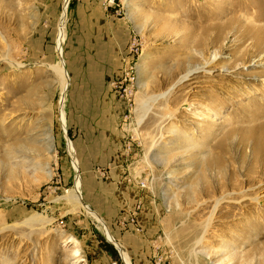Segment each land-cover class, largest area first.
I'll use <instances>...</instances> for the list:
<instances>
[{"label": "rangeland", "instance_id": "rangeland-1", "mask_svg": "<svg viewBox=\"0 0 264 264\" xmlns=\"http://www.w3.org/2000/svg\"><path fill=\"white\" fill-rule=\"evenodd\" d=\"M0 214V264H264V0H0Z\"/></svg>", "mask_w": 264, "mask_h": 264}, {"label": "bare ground", "instance_id": "bare-ground-1", "mask_svg": "<svg viewBox=\"0 0 264 264\" xmlns=\"http://www.w3.org/2000/svg\"><path fill=\"white\" fill-rule=\"evenodd\" d=\"M64 28H65V25L63 24V20H62V23H61V25H60L61 34H62ZM64 86H65V85H63V89H65ZM92 214H93V213H92ZM93 215H95V214H93ZM0 216H1V214H0ZM100 221H102V220H100ZM75 244H76V245H75V247L73 248V252H72V254H73V257H72V258L78 259V261H80V260H82V257H81V254H80V249L77 247V241H76ZM114 244L117 245L116 242H114ZM125 256L128 257L127 255H125ZM126 261H127L128 264H131V262L128 261L127 259H126Z\"/></svg>", "mask_w": 264, "mask_h": 264}, {"label": "crops", "instance_id": "crops-1", "mask_svg": "<svg viewBox=\"0 0 264 264\" xmlns=\"http://www.w3.org/2000/svg\"><path fill=\"white\" fill-rule=\"evenodd\" d=\"M149 258V257H148ZM148 258L146 259H141V258H138V259H133L134 261L133 264H148V262L150 261ZM96 259L99 261V262H102L104 261L105 262V258L104 256H102L101 254H99V256L96 257ZM152 264V263H151Z\"/></svg>", "mask_w": 264, "mask_h": 264}, {"label": "water", "instance_id": "water-1", "mask_svg": "<svg viewBox=\"0 0 264 264\" xmlns=\"http://www.w3.org/2000/svg\"><path fill=\"white\" fill-rule=\"evenodd\" d=\"M108 239V238H107ZM109 240V239H108ZM121 251V250H120ZM121 253H122V251H121ZM123 254V253H122ZM123 258V260L125 261V259H124V257H122Z\"/></svg>", "mask_w": 264, "mask_h": 264}, {"label": "built area", "instance_id": "built-area-1", "mask_svg": "<svg viewBox=\"0 0 264 264\" xmlns=\"http://www.w3.org/2000/svg\"><path fill=\"white\" fill-rule=\"evenodd\" d=\"M157 264H160V262H159V263H157Z\"/></svg>", "mask_w": 264, "mask_h": 264}]
</instances>
